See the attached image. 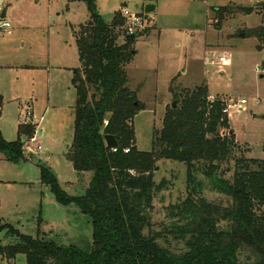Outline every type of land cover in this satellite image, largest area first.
<instances>
[{"label": "trees", "instance_id": "trees-1", "mask_svg": "<svg viewBox=\"0 0 264 264\" xmlns=\"http://www.w3.org/2000/svg\"><path fill=\"white\" fill-rule=\"evenodd\" d=\"M74 1L85 5L88 20L75 37L79 67L73 69L76 98L67 158L79 178L92 176L84 195L69 196L50 168L40 165L39 173L56 203L73 204L88 217L92 243L64 246L39 230L32 237L5 224L0 230L14 242L0 245L1 260L23 255L25 264H264V142L259 159L240 153L222 100H210L206 84L180 90L174 78L169 92L176 106L167 108L160 130L153 131L151 151H139L133 120L144 106L128 86L126 67L136 53L123 18L119 13L106 22L96 0ZM213 10L219 20L255 13L264 21V1ZM239 33L254 38L264 52L263 25ZM34 130L32 124L20 125L12 142L0 132L5 161L26 160L20 137H31ZM106 135L116 138L115 152L106 147ZM161 160L185 165L186 197L169 205L167 221L157 225L152 201L160 187L153 171ZM207 187L220 198L208 199Z\"/></svg>", "mask_w": 264, "mask_h": 264}, {"label": "rangeland", "instance_id": "rangeland-1", "mask_svg": "<svg viewBox=\"0 0 264 264\" xmlns=\"http://www.w3.org/2000/svg\"><path fill=\"white\" fill-rule=\"evenodd\" d=\"M264 0H96L101 17L109 22L127 10L138 18L132 34L136 53L126 67L129 88L137 92L144 106L133 120L135 146L150 152L153 131L161 128L163 116L173 103V86L192 90L206 84L209 99L246 101V111L228 119L240 153L262 157L264 142V52L254 38L239 33L263 25L259 14L215 19L214 10L234 4L253 7ZM134 5V10L131 6ZM153 6L147 15L144 10ZM9 33L0 32V132L4 140L15 141L17 125L28 123L26 113L38 124L36 135L41 152L31 148L25 161L15 165L0 155V225L35 237L37 230L64 246L92 243L88 217L71 204L56 203L40 182L39 166L55 174L60 188L69 196L84 195L92 174L79 178L67 158L73 140L75 90L73 69L79 67L76 35L88 20L86 7L74 0H4ZM123 18V17H122ZM124 28L128 27L123 18ZM123 42V37L119 40ZM226 54L229 66H211L210 61ZM258 100V101H257ZM41 118V120H40ZM21 142L25 138L20 137ZM164 180L163 184H160ZM159 186L154 193L152 221L166 222L165 211L186 197V167L161 160L153 171ZM208 199L220 198L210 192ZM264 211V208L262 209ZM0 230V245L14 240ZM0 264H25L19 255Z\"/></svg>", "mask_w": 264, "mask_h": 264}, {"label": "built area", "instance_id": "built-area-1", "mask_svg": "<svg viewBox=\"0 0 264 264\" xmlns=\"http://www.w3.org/2000/svg\"><path fill=\"white\" fill-rule=\"evenodd\" d=\"M4 13H5L4 0H0V30H6L7 33H9L8 29L10 28V25L8 22L5 21V17L3 16ZM121 16L127 19V21L129 22L128 27L126 28V34L132 35V30L137 27L136 24H137L138 18L132 15L131 13H129L127 10H124L121 13ZM209 63L211 66H216L219 69V71L222 72L223 67L229 66L230 57L226 54H223L216 59H212ZM212 99L213 98H210V100ZM222 102L224 104V108L222 112L227 117V119H229L231 115L233 114L240 115L241 112L246 111V108H245L246 101L244 99H241L238 102L233 101L232 99L227 100L226 102L222 100ZM25 120L28 121V123H25V124H29V125L32 124L31 121L33 120V115L31 112L26 113ZM32 125L37 126L38 124L35 122V124H32ZM22 145H23L22 148L24 152L26 151L29 154H32L31 148L34 149L38 153L41 152V147L37 140L36 127H35V130L32 136L25 138V141L22 142ZM112 151L115 152L116 149H112ZM124 152L127 153L126 150Z\"/></svg>", "mask_w": 264, "mask_h": 264}, {"label": "water", "instance_id": "water-1", "mask_svg": "<svg viewBox=\"0 0 264 264\" xmlns=\"http://www.w3.org/2000/svg\"><path fill=\"white\" fill-rule=\"evenodd\" d=\"M131 9L134 10V6L133 5L131 6ZM153 11H154V7L153 6H147L145 8V10H144V13H145V18L144 19L146 20L147 19V15L150 14L151 12H153ZM3 16H4V14H3ZM126 40L129 41V42H133L135 40V36L134 35H128L126 37ZM175 106H176V103L173 102L171 104V107L175 108ZM230 133H232V131ZM104 142H105V145H106V147L108 149L112 150V149H117L118 148V143H117V140H116V138L114 136H110V135L104 136Z\"/></svg>", "mask_w": 264, "mask_h": 264}, {"label": "crops", "instance_id": "crops-1", "mask_svg": "<svg viewBox=\"0 0 264 264\" xmlns=\"http://www.w3.org/2000/svg\"><path fill=\"white\" fill-rule=\"evenodd\" d=\"M134 6V5H133ZM5 14H6V11H5V13H4V17H5ZM0 32H3V31H1L0 30ZM2 106V99H0V107ZM24 124V123H23ZM23 124H21V125H23ZM19 124L17 125V129H16V135L18 134V129H19ZM18 136V135H17ZM12 142V141H11Z\"/></svg>", "mask_w": 264, "mask_h": 264}]
</instances>
